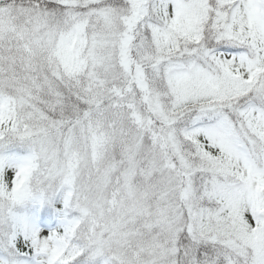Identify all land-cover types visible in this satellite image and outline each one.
Listing matches in <instances>:
<instances>
[{
  "label": "snow or ice",
  "instance_id": "6c2138e0",
  "mask_svg": "<svg viewBox=\"0 0 264 264\" xmlns=\"http://www.w3.org/2000/svg\"><path fill=\"white\" fill-rule=\"evenodd\" d=\"M0 264H264V0H0Z\"/></svg>",
  "mask_w": 264,
  "mask_h": 264
}]
</instances>
